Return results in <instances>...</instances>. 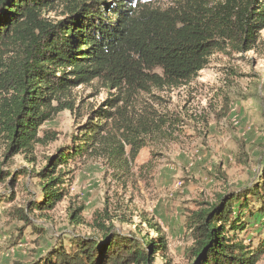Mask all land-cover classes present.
<instances>
[{"label":"rangeland","instance_id":"obj_1","mask_svg":"<svg viewBox=\"0 0 264 264\" xmlns=\"http://www.w3.org/2000/svg\"><path fill=\"white\" fill-rule=\"evenodd\" d=\"M133 1L171 5L170 0ZM65 4L59 1L44 16L63 18ZM118 93L101 80L72 87L61 99L73 110L45 121L31 151L11 153L0 138V264H29L55 247L68 249L76 238L98 237V223L139 238L153 237L149 225L156 223L167 247L152 264H190L186 222L191 212L215 202L219 194L241 192L257 182L264 186L262 29L254 48L214 52L197 76L181 86L151 85L147 92L131 93L124 103L125 119L108 122L92 152L57 166L62 198L50 209H30L40 199L38 173L48 158L76 145L95 112L107 108ZM122 120L131 130L121 128ZM126 139L140 145L134 158ZM253 224L239 237L256 241ZM257 264H264V255Z\"/></svg>","mask_w":264,"mask_h":264},{"label":"trees","instance_id":"obj_2","mask_svg":"<svg viewBox=\"0 0 264 264\" xmlns=\"http://www.w3.org/2000/svg\"><path fill=\"white\" fill-rule=\"evenodd\" d=\"M59 1L0 0V138L7 151H31L45 121L72 111L61 99L72 87L101 80L119 93L95 112L76 145L48 158L38 173L40 199L30 207L38 210L52 208L65 194L56 187L62 183L55 176L57 166L92 152L108 122L125 119L124 103L131 93L147 92L151 85L181 86L197 76L214 52L254 48L264 29V0H170L166 8L133 0H66L64 17L48 20L44 13ZM121 124L131 130L126 121ZM126 140L134 158L140 145ZM253 222L257 240L239 237ZM186 223L192 238L190 264H257L264 255V186L257 182L241 192L219 194L215 202L192 211ZM97 226L100 236L76 238L68 249L55 247L29 264H152L166 251L156 223L149 225L153 237L147 233L143 238Z\"/></svg>","mask_w":264,"mask_h":264}]
</instances>
